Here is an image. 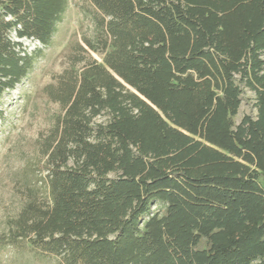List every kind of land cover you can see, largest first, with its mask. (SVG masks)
I'll list each match as a JSON object with an SVG mask.
<instances>
[{
    "label": "trees",
    "instance_id": "obj_1",
    "mask_svg": "<svg viewBox=\"0 0 264 264\" xmlns=\"http://www.w3.org/2000/svg\"><path fill=\"white\" fill-rule=\"evenodd\" d=\"M85 2L91 33L42 88L59 107L38 139L45 190L16 178L0 246L52 264H264V0ZM67 6L0 0V101ZM247 91L256 113L236 122Z\"/></svg>",
    "mask_w": 264,
    "mask_h": 264
},
{
    "label": "rangeland",
    "instance_id": "obj_2",
    "mask_svg": "<svg viewBox=\"0 0 264 264\" xmlns=\"http://www.w3.org/2000/svg\"><path fill=\"white\" fill-rule=\"evenodd\" d=\"M85 0H68L63 18L57 23L50 46L43 48L33 69L16 87L4 93L0 101L3 116L0 117V233L5 228V219L16 213L22 199L18 191V177L26 174L31 185L45 190L42 181L45 172L39 173L43 162L38 139L47 132L52 116L59 111L42 88L52 82L54 76L65 66L63 56L68 44L90 34L92 23L80 12ZM28 50L40 46L37 41L23 38ZM99 59L98 56L94 54ZM252 94L247 91L241 102L235 121L244 114L255 115ZM0 264H52L39 261L31 251H21L11 246H0Z\"/></svg>",
    "mask_w": 264,
    "mask_h": 264
}]
</instances>
